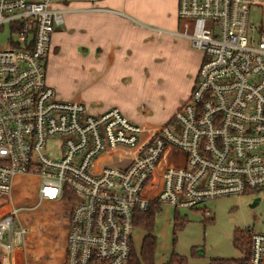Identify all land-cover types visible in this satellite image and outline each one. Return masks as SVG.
<instances>
[{
	"label": "built area",
	"instance_id": "1",
	"mask_svg": "<svg viewBox=\"0 0 264 264\" xmlns=\"http://www.w3.org/2000/svg\"><path fill=\"white\" fill-rule=\"evenodd\" d=\"M68 1L0 0V259L29 232L13 202L20 175L39 178L40 201L70 205L65 264H129L137 215L152 203L209 218L204 202L264 187V19L251 21L264 0H178V34L203 59L191 94L158 127L119 107L91 113L49 83ZM249 233V264H264V233Z\"/></svg>",
	"mask_w": 264,
	"mask_h": 264
},
{
	"label": "rangeland",
	"instance_id": "2",
	"mask_svg": "<svg viewBox=\"0 0 264 264\" xmlns=\"http://www.w3.org/2000/svg\"><path fill=\"white\" fill-rule=\"evenodd\" d=\"M129 1L131 5L142 4V0ZM174 2L178 4V0H166L165 3L161 0V5L154 8L158 17L153 22H146L150 28L144 29L145 36L152 40L147 45L145 58L134 59L136 64L132 68L134 75L126 90L120 87L106 91L108 96H125L129 102H126L128 106L125 107L126 110H130L129 114L139 122L152 126L164 124L167 117L176 110L178 97L183 93L186 95L191 90L194 80L188 76V70L195 75L196 67L199 68L203 55L187 37L170 33L178 29L174 21V16L177 18L178 15ZM93 5L92 2H66L58 6L76 8ZM165 10L168 17L162 16ZM94 15L90 12L66 13L65 23L55 28L57 30L61 26L64 32L54 34L56 37L52 36L53 43L58 37L65 38L61 39L62 43L54 44L62 49L59 53L52 52L48 64V76L56 81L54 85L64 98L68 93L74 95L81 93L91 100L101 92L95 72L90 69L93 66L89 62L84 63L78 55L80 50L77 51L72 43L75 39L93 38ZM263 19L264 12L261 7L252 10L251 21L259 23ZM8 38V26L1 25L0 46L5 44ZM145 61V69L142 70L140 68L144 67ZM55 152L57 146L53 149V153ZM173 153L180 157L183 155V152L177 150ZM170 161L171 156L167 152L160 164L164 165ZM49 201L53 203L46 204L41 209L56 212V219L49 221L57 231L62 232L65 230L63 215L66 217L69 214L70 205L58 199ZM202 206H207L211 210V217H205L201 209H176L168 204H160L154 218L153 233L157 237L155 264H164L172 253L186 256L189 264H209L211 259L221 257L239 258L243 253L234 243L236 237L250 228L264 233V187L247 193L221 196L204 202ZM177 221H184V225L176 228ZM146 232L147 230L140 226L133 230L132 244L137 253H140Z\"/></svg>",
	"mask_w": 264,
	"mask_h": 264
},
{
	"label": "crops",
	"instance_id": "3",
	"mask_svg": "<svg viewBox=\"0 0 264 264\" xmlns=\"http://www.w3.org/2000/svg\"><path fill=\"white\" fill-rule=\"evenodd\" d=\"M71 2L92 1L75 0L68 1L67 3ZM163 2L165 3L166 0H163ZM92 3H94L93 6L67 7L68 10L66 13L90 12L95 14L93 38L75 39L72 43L77 51H81H78V55H80L84 63L87 64V62H89L93 66L90 69L95 72L97 85L101 92L91 100L88 96H84L81 93L76 95L73 93L63 94L65 98L62 97L57 90L58 94L63 99L81 100L87 105L89 111L94 114L102 113L112 107H119L124 113L134 119L135 117L128 112L130 110H126L125 108L128 106L126 104V102L129 103L128 99L121 95L108 96L106 95V91L110 88L117 89L120 87L126 90L128 83L132 82V76L134 75L132 68L136 65L134 59L143 60L145 58V53L148 50L147 45L152 40L149 39V36H145L144 29L146 30V27L150 28L146 22H153L158 17L154 8L155 6L159 7L161 5V0H142V4L136 5H131L129 0H98ZM174 5L175 9L177 6L178 11L177 2H174ZM165 15L168 17L166 10L162 13L163 17ZM174 21L176 26L178 25V29H174L170 31V33L175 36L184 37L178 34L180 29H182V22L178 15L177 18L174 16ZM61 26L55 30L52 36L63 31ZM140 34L143 35L140 36ZM61 39L65 38L61 37L59 39L58 37L54 42L62 43ZM55 43H53L52 38L51 49L47 61V71L49 58L52 52L59 53L62 49V47L57 44L54 45ZM202 59L203 55L199 63V68ZM145 64L146 61L144 67L140 69H145ZM138 65H140L139 62ZM199 68L196 67L197 71L195 70V75L191 70H188V76L194 80L190 90L191 92L195 86ZM48 79L49 83L55 87L54 84H56V81L51 79L50 76H48ZM190 91H188L186 95L183 93L181 97H178L176 110L187 96L189 97V93L191 94ZM176 110L167 117L164 123L171 120ZM161 125L162 124L156 125V127ZM39 184V178L34 176L20 175L15 180L13 202L15 198L18 202H27L32 206L31 209L26 208L28 211L31 210L30 212H22V219L24 223L28 225L29 232L25 244L17 248L11 257L7 256L1 259L2 264H64V231H57L54 226L50 224L49 220L56 219V212L53 210L44 211L41 209L44 208L46 204L48 205L53 202L49 200H39ZM20 187L26 191L28 188V194H23L25 195L24 197L18 194ZM3 209H6V206H3ZM44 220L45 222H43ZM47 220L49 222H46Z\"/></svg>",
	"mask_w": 264,
	"mask_h": 264
},
{
	"label": "trees",
	"instance_id": "4",
	"mask_svg": "<svg viewBox=\"0 0 264 264\" xmlns=\"http://www.w3.org/2000/svg\"><path fill=\"white\" fill-rule=\"evenodd\" d=\"M27 192H28V188L26 191L25 189L20 187L18 194L19 196H21L23 194H28ZM24 196L25 195H23V197ZM14 203L16 205L24 206L28 209L32 208V206L29 203L18 202L15 198H14ZM159 207L160 205L158 203H152L148 210L138 213L136 226L145 228L147 232L142 239L140 253H137L134 248L132 249L129 264H155L154 256H155V250H156V245H157V237L155 236L153 231H154V224H155L154 218H155L156 212L159 210ZM25 211L30 212L31 210L30 211L25 210ZM63 218H64V215H63ZM175 224H176L175 225L176 228H180L184 225V221H177ZM64 226H65V230H64L63 245H64V251H65L64 253V264H65V260H66L65 246H66V228H67L65 220H64ZM234 243L236 247H238L242 251L243 255L241 257L239 258H224V257L213 258L211 259V262L209 264H249L250 258H251V234L249 233V231H246L245 233H242L240 236L236 237V239L234 240ZM0 264H2L1 259H0ZM164 264H189V262L186 256L180 255L178 253H172L170 258Z\"/></svg>",
	"mask_w": 264,
	"mask_h": 264
}]
</instances>
